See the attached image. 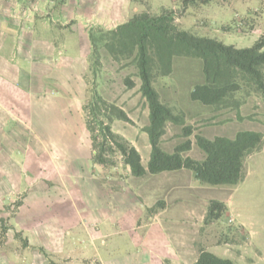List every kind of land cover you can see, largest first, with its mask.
<instances>
[{"label":"crops","instance_id":"obj_1","mask_svg":"<svg viewBox=\"0 0 264 264\" xmlns=\"http://www.w3.org/2000/svg\"><path fill=\"white\" fill-rule=\"evenodd\" d=\"M141 11L142 0H0V204L13 199L10 192H24L14 225L29 242L1 251L0 264H51L40 247L55 264L64 259L67 264H186L183 252L195 250L194 236L185 244L189 247L182 246L192 226L174 222L187 211L181 203L202 189L197 186L205 187L194 173L133 176L129 195L122 196V188L112 184L114 175H105L107 168L93 160L88 134L83 145L85 124L74 113L75 98L86 97L87 22L114 28ZM55 25L63 29L43 33V27ZM9 44L16 49L9 51ZM145 138L143 146L133 145L147 167L151 145L147 133ZM157 202L161 205L149 211ZM123 232L126 238L108 253L98 248V240ZM68 234H83L91 248L64 254ZM125 242L131 251L123 254L118 250Z\"/></svg>","mask_w":264,"mask_h":264},{"label":"rangeland","instance_id":"obj_2","mask_svg":"<svg viewBox=\"0 0 264 264\" xmlns=\"http://www.w3.org/2000/svg\"><path fill=\"white\" fill-rule=\"evenodd\" d=\"M207 1L205 3L204 0H197V3L189 5L186 9L182 7L180 0H142V5L144 11L153 14H159L162 8H173L178 13L177 24L180 28L196 35L215 38L237 48L252 47L264 35V0ZM13 15L14 18H19L18 13ZM87 23V29L94 31L97 38H99L101 30L111 29L102 23L97 25ZM46 28L51 33L63 29L56 25L55 27H43V33ZM98 42L100 65L94 72L90 53L87 58V70L83 74L82 80L85 85L86 97L75 98L74 101V113H80L85 124V128L82 129L84 132L83 145L85 146L86 142L85 134H88L89 144L92 147L91 132L87 128V114L84 107L90 100L92 91L96 90L106 100L121 107L131 119L130 122L113 119L111 122L113 131L132 145L135 143L141 147L146 142L144 128L149 123V108L140 92L141 80L136 63L131 59L115 61L102 46L101 41ZM20 47L22 48L23 44ZM15 49L16 44H9V51ZM46 78L48 77L46 76ZM125 78H130L135 84L134 87H128L125 84ZM203 78L201 60L180 57L176 58L171 75L159 76L154 83L161 100L168 104L174 113L183 115L185 124L193 128V134L189 137L192 141V148L185 155L199 160L204 158V153L195 142V135L198 133H215V135L228 137H234L239 131L244 130H256L264 133L263 96L241 89L230 97L226 106L219 108L206 106L190 97L194 85L202 82ZM96 134H99L98 130H96ZM186 139L187 137L182 134V126L170 122L161 145L165 150L172 152L178 144ZM108 156L113 158L115 163L105 166L107 168L105 175H114L111 178V180H115L112 184L122 188V196L129 195V187L133 186L134 180L130 169L124 165L120 154L109 152ZM245 167V178L237 185L203 184L205 187L197 186L202 188L197 191L199 193L193 190L194 193L181 203L187 208V211L184 217L175 219L174 222L184 227L185 225L192 226L191 231L187 230L185 233V243L182 246L189 247L185 244L186 242L190 243L194 236L195 250L183 252L187 255V258L184 259L186 264L191 263L201 248L209 249L210 252L239 264H264V146L260 151L253 152L246 158ZM193 187L190 186V188L196 189ZM10 195L13 197L9 200L10 202L8 201L4 206L0 204V219H4V223L9 227L7 234L2 236L0 222V252L14 249L16 242L23 247V242L27 239L24 232L17 230L14 225V217L21 205V203L20 205L17 203L24 198V192L16 196L15 191H12ZM209 197L225 200L229 207L218 221L205 224L207 212L205 203ZM124 201L126 202L123 197ZM159 205H161L160 202H157L153 207L157 208ZM194 209L197 212L193 215ZM16 232H20L21 237H17ZM113 234L117 235H112L108 239L104 238L103 241L98 240L97 246L103 252L108 253L107 249L113 248L114 245L123 242L126 238V232H123L122 235ZM65 239L67 240L66 247H64L66 255L75 256L82 253L87 247L91 248L87 237L83 234L74 236L68 234ZM130 246V242H125L124 249L120 247L118 251L123 254L129 252L131 251ZM40 249L45 251L43 247ZM46 253L48 254L46 258L54 262L51 254ZM67 261L62 260V264H67ZM81 263L87 264V261ZM165 264L170 263L166 261Z\"/></svg>","mask_w":264,"mask_h":264},{"label":"trees","instance_id":"obj_3","mask_svg":"<svg viewBox=\"0 0 264 264\" xmlns=\"http://www.w3.org/2000/svg\"><path fill=\"white\" fill-rule=\"evenodd\" d=\"M204 2H208L204 0ZM197 0H180L184 9ZM203 3V2H202ZM178 13L173 8H162L159 14L142 11L116 27L101 30L99 38L89 31L91 42V66L96 72L100 65L98 41L115 60L131 59L136 63L141 80L140 92L149 108V123L144 128L151 145V156L147 167L142 163L138 149L128 140L113 131L111 122L119 119L130 122L127 113L115 103L106 100L96 90L84 110L87 114V128L91 132L93 160L103 166L114 165L108 153L120 154L126 167L135 177L157 174L164 171L188 169L202 184L237 185L246 175V158L264 146V133L256 130L239 131L234 137L216 136L208 138L195 135L198 148L204 153L199 160L185 155L192 148L189 138L193 128L185 124L183 115L174 113L164 103L154 86L159 76H168L174 70L176 58L201 60L203 81L196 83L190 93L194 101L210 107L227 105L234 93L245 89L264 97V35L252 47L237 48L215 38L196 35L177 24ZM125 84L132 88L134 82L125 78ZM241 118V117H240ZM182 126L187 139L178 144L172 152L165 151L161 142L168 123ZM98 130L99 134H96ZM21 202L17 204L20 205ZM155 208H149L154 211ZM227 211L224 202L212 199L207 207L205 224L218 221ZM2 236L9 227L0 219ZM16 232L17 237H21ZM24 247L29 246L27 239ZM41 252L48 257L43 249ZM51 264H55L50 259ZM87 264H101L88 261ZM193 264H239L201 248Z\"/></svg>","mask_w":264,"mask_h":264}]
</instances>
